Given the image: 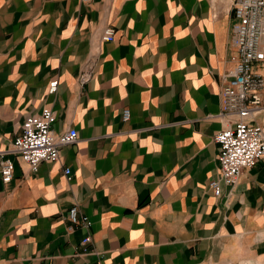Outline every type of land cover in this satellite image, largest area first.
Returning a JSON list of instances; mask_svg holds the SVG:
<instances>
[{
  "label": "crops",
  "instance_id": "1",
  "mask_svg": "<svg viewBox=\"0 0 264 264\" xmlns=\"http://www.w3.org/2000/svg\"><path fill=\"white\" fill-rule=\"evenodd\" d=\"M233 4L0 0L1 149L44 108L55 134L78 132L37 171L6 155L0 264H264V159L236 186L220 181V196L210 187L221 174L215 136L235 120L222 115ZM252 122L264 130V106ZM75 204L89 230L72 225ZM88 235L92 253L81 255Z\"/></svg>",
  "mask_w": 264,
  "mask_h": 264
},
{
  "label": "built area",
  "instance_id": "2",
  "mask_svg": "<svg viewBox=\"0 0 264 264\" xmlns=\"http://www.w3.org/2000/svg\"><path fill=\"white\" fill-rule=\"evenodd\" d=\"M92 2L93 0H82ZM233 11L238 19L234 25L232 42L236 50L235 67L223 77L222 104L224 116H234V126L216 134L215 142L219 145L220 179L211 181L210 187L218 197L221 195V182L227 186H236L245 169L256 166L264 159V130L253 125V118L264 106L262 91L264 75L254 69L255 65L264 62V0H234ZM106 42L115 39V31L107 28L102 36ZM88 65L80 75L81 84L91 79ZM58 79L49 84L48 93L57 94ZM123 121L130 119V111L123 113ZM56 114L51 108H44L40 115L26 118L22 132L16 136L11 151L0 147V177L3 183L9 184L14 176V162L6 155L13 153L28 164L32 171H37L43 162L57 163L60 160V149L78 141L76 129L55 134ZM71 171L66 169V175ZM73 226L79 225L89 230L92 222L75 204L68 213ZM72 230V227L70 228ZM91 237L86 236L80 244L81 255L92 253Z\"/></svg>",
  "mask_w": 264,
  "mask_h": 264
},
{
  "label": "rangeland",
  "instance_id": "3",
  "mask_svg": "<svg viewBox=\"0 0 264 264\" xmlns=\"http://www.w3.org/2000/svg\"><path fill=\"white\" fill-rule=\"evenodd\" d=\"M261 72H263V73H264V68H262V69H261Z\"/></svg>",
  "mask_w": 264,
  "mask_h": 264
}]
</instances>
